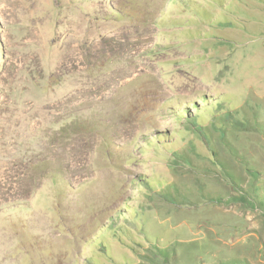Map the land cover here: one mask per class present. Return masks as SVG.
<instances>
[{
	"label": "rangeland",
	"instance_id": "1",
	"mask_svg": "<svg viewBox=\"0 0 264 264\" xmlns=\"http://www.w3.org/2000/svg\"><path fill=\"white\" fill-rule=\"evenodd\" d=\"M0 264H264V0H0Z\"/></svg>",
	"mask_w": 264,
	"mask_h": 264
},
{
	"label": "trees",
	"instance_id": "2",
	"mask_svg": "<svg viewBox=\"0 0 264 264\" xmlns=\"http://www.w3.org/2000/svg\"><path fill=\"white\" fill-rule=\"evenodd\" d=\"M232 188H234L233 190H236L235 186L234 187L232 186ZM232 203L245 204V201L243 200V198L237 199V198L232 197Z\"/></svg>",
	"mask_w": 264,
	"mask_h": 264
}]
</instances>
